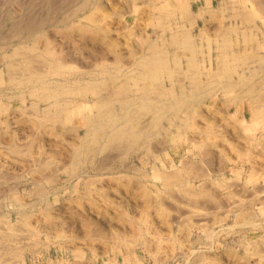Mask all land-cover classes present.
<instances>
[{
  "label": "rangeland",
  "instance_id": "rangeland-1",
  "mask_svg": "<svg viewBox=\"0 0 264 264\" xmlns=\"http://www.w3.org/2000/svg\"><path fill=\"white\" fill-rule=\"evenodd\" d=\"M111 1L112 0H0V69L6 74L5 80L7 82L6 85H3L4 94H0L2 96H0V105L4 102L9 103V105L11 104L9 107L8 105L4 106V110H0V215L3 217L0 219V230L2 229L1 231L5 233H8L10 230L9 234L12 235L10 238H3L1 235L2 232L0 231V255L6 253L4 256L2 255V257L0 256V261L3 260L0 263L5 262L7 264L8 262L11 264H22V261H20L22 255L26 258V264H264V200L262 199L264 198V173H262L264 172V152L260 151L261 149L257 151L260 146L261 148L263 146L261 144L254 145L255 147L253 149H258L254 150L256 155L252 152L253 157L251 154V158H254V162L256 163H249L250 161L247 159L249 155H245L244 152L240 153L242 157H246V169L242 179L237 181L233 170L243 168V164L229 163L225 160L226 155L232 154L233 157H236L237 154L233 150H230L229 145L223 142V136L219 131L221 130L223 132V128H229L228 130L231 131L230 133L235 132L233 136L240 137L239 141L241 140L240 142H244L245 137H242L243 133H239L242 132L240 131L241 127L236 123L231 121L230 124L223 116H218L219 114L213 116L216 117V122L213 124L215 138L212 140V144L202 145L203 141L204 143L207 142V137H204V133H206L204 130L197 125H193L192 128H181L182 130L180 129L178 131L179 128L177 129V125L183 124V120H174L173 125L169 127L171 122L166 119L168 117L166 116L158 127L159 130L155 129L153 131V137L152 134L145 137V147L135 146L127 155L125 154L126 148L124 146L114 145L111 148L112 150L109 148L93 159L94 162H92L90 158L84 157V162L81 164L79 170V176L69 180L70 175L68 173H60L61 171L58 173V161H49L48 156L54 155V150L56 151V148H59L58 150H71V146L63 143L58 137L57 132L63 130L62 128L65 124L67 127L79 125V119H75L78 121H74L75 124L77 123L76 125H73L74 122H65L61 123V125L63 124L61 127L59 124L60 122L57 121L56 123L54 120L57 116H52V118H54L53 122H45V120L42 119L40 126L36 116L33 115L34 113L30 108L32 103L30 98L26 101V105L22 104L19 99L9 98L12 94L14 95L17 93L19 89H16L17 85L10 82L11 79L7 77L10 72V68L8 67L11 62L23 64L24 59L29 56L27 53L28 51L23 57L16 56L11 58L9 56L13 54L15 48L22 42L27 41L28 44L32 45V39L41 38L43 42H40V44L42 43L41 48L43 47V50L40 48L39 53H44L46 45L48 46V43L46 44L44 40H48L47 38L50 37L55 40V45L57 47H63L65 48L64 50L71 51L75 54L77 53V56H79L78 54H86L89 52V46L86 44L92 45L93 41L91 39H82L77 33L78 30H74L75 33H73L74 31L72 30L71 32V29L68 27H72L73 24L76 25V23L81 21L84 24L87 23L86 25L92 26L93 23L89 22V19L92 18L86 20L83 16L85 17L87 14L90 15L89 13L93 12V9L95 12L97 11V17L101 15L99 18L101 17L100 19L106 20L105 23H107V25L112 24L111 28L113 31L117 32H113V34H115L114 37L118 34L115 37H118L117 39L120 37V39H123L124 35L122 37V34L127 31L121 29L125 25V23H123L125 18L131 20L128 29L131 32L134 31V33H137V31L141 33L142 30L140 29H143L146 23L150 22H148V14L145 16L146 13H144L143 7L138 10L139 12L137 11L138 13H131L133 12L131 8H133L134 3L130 0ZM137 1L138 5L141 4V6L153 5L154 3L153 0ZM200 1L194 3L195 10L205 3L204 0ZM234 1L235 0H225L229 7L234 4ZM220 2L222 1L215 0V7H217ZM98 6H102L101 9L103 10L100 11L99 8H97ZM77 7L79 9H84L82 11ZM72 8H76V11ZM103 11L104 14L108 15L104 16L102 14ZM121 11L122 13H119ZM67 12L71 13L70 16L68 13V17ZM126 12L129 13L127 14ZM130 13L132 15H129ZM71 15L73 16L71 17ZM64 17H66L67 20H65ZM114 25L117 27H114ZM61 26L63 28H61ZM64 27L65 29L68 28L66 29L68 33ZM26 29L28 30L26 31ZM60 29H62V31ZM63 29L65 31H63ZM148 30L153 37L158 35L154 33L153 26L150 25ZM31 32H37L36 36H31V34H29ZM16 34L20 36L18 37ZM159 34H161V30H159ZM26 36L28 37L25 38ZM135 36L137 37V35L134 34L132 38ZM136 39L139 40V38ZM34 54H31V56L36 57ZM6 63H8V65ZM17 73L18 75L20 74V76H16H23L22 71H18ZM237 77L236 75L235 78L237 79ZM20 88L24 87L21 86ZM4 96L7 98L5 99ZM41 106L45 108L46 104L41 102ZM214 106L218 108L215 109L219 111V109L223 110V108H226L227 104L223 102V98L219 97L214 103ZM204 107L207 108L205 105ZM41 117L42 116H39V118ZM150 117L149 119H151ZM180 117L185 118L186 116L183 115ZM239 117L242 118V116ZM201 121L202 120H200V122ZM54 122L56 124H53ZM49 123L51 125H48ZM52 125H54L55 129L50 128ZM38 127H40V129H38ZM169 129L171 132L170 134L167 131ZM83 132L84 130H81L82 134ZM177 134H181L182 136H177ZM9 143L11 145L18 143L16 146L22 150L26 147V151L20 153L21 155L12 153L9 149ZM31 143H33V145H31ZM46 143L49 145H46ZM52 146H54L55 149ZM147 146H149V148ZM151 146L154 147L152 148ZM48 148L52 150L51 152L48 150L47 153L46 150ZM137 151L142 154L139 155ZM259 152H262L263 155H261V153L259 154ZM158 155L159 158H157ZM260 158H263V160H258ZM207 159H209V161H207ZM183 162L188 164L187 173H184L182 177V179H184L182 180L183 186L173 185L166 189L161 180L152 178L153 165H157L161 171H166L171 169L174 164L176 166H181L180 164ZM222 162H224V164ZM101 164L102 166L104 164V167L107 169L101 171L103 174L99 175V171L102 169L95 168L99 167ZM210 164L212 167H209ZM253 167L255 168V173L259 177L255 175L257 179L255 177L249 182L247 179L248 173L253 172L251 171ZM196 169H199V172ZM45 170L47 174L50 171L49 173L54 175L51 174V178L54 180L58 179L59 184H54V181H50L49 178L47 179L44 175L46 173ZM258 170L260 171L257 172ZM125 173H129V178L133 180L130 179L129 181L128 178L125 180L124 178L122 179L120 175ZM195 174L198 177L199 174H203V177L201 176L199 179L198 177L194 179L193 177L196 178ZM205 174L207 175L206 177H204ZM224 177L227 180L226 182H224ZM33 178L39 180L45 186L54 188L51 190L54 193L50 195L49 192L51 191H47L48 193H44V195L39 192L33 193L32 190L35 185L32 182ZM91 178H95V180L97 178L100 179L92 181L95 182L94 186L92 184L91 187H87V181ZM186 181L190 182L188 183L191 184L190 189H193V193L196 195L186 191ZM140 182L148 188H153V184H156L161 191L159 194H151L148 199L146 196H141L140 192L135 190L137 187H134V184ZM218 182H223L225 186H217L218 184L216 185L215 183ZM204 183L211 187L213 198L210 197V195L207 196L209 199L203 198L204 196L202 194H198L200 188L197 187H201ZM179 187L181 189H179ZM88 188H90V193H87ZM103 190H106L109 195H105ZM16 191L24 197L23 202L26 204L24 209L26 213L30 214V220L28 219L25 221V219L19 215L20 206L14 199V192ZM169 191L171 193H169ZM55 192H57V194ZM214 192L217 194H214ZM89 194L94 198L92 197V199ZM215 195H219V197L216 199ZM160 196L162 198L164 197L163 201L166 205H164ZM186 196L192 197L194 200L197 198L199 199L197 201L195 200L196 202H192L194 200L191 201V199ZM213 199L215 200L213 201ZM53 201L55 202L53 203ZM161 203L163 207H167L168 209L170 215L168 214L167 216L172 220L174 219L173 222L176 223L174 227L165 223L164 215L157 210V205ZM192 203H198L199 206L201 203L202 204L200 209H196L193 207L194 205ZM126 205L129 206V214L127 217L123 215L122 211V208L126 207ZM170 205L172 207H170ZM168 207L172 209L169 210ZM24 209L21 208L22 211H24ZM190 210L192 211L191 214L188 212ZM193 210H195V213H197L198 210L199 215L197 214L196 216ZM202 213L205 214L202 215ZM146 215L149 216L150 223L148 224L151 226L148 224L145 225L142 221H139ZM254 218L255 220L253 221ZM6 219H8L9 222ZM28 221L30 225H28ZM31 221H33L34 224ZM173 222L172 225H174ZM136 226L139 227L137 228ZM99 228L103 229L102 233H99ZM12 231L14 233H12ZM137 233H142L144 238L133 241V238L130 237ZM57 235H62L63 238ZM3 241H5V244ZM27 245L29 246L27 247Z\"/></svg>",
  "mask_w": 264,
  "mask_h": 264
},
{
  "label": "bare ground",
  "instance_id": "bare-ground-1",
  "mask_svg": "<svg viewBox=\"0 0 264 264\" xmlns=\"http://www.w3.org/2000/svg\"><path fill=\"white\" fill-rule=\"evenodd\" d=\"M130 1L134 3L133 8H131V11L133 10V12L131 13H136L138 10H140L143 7L142 9H144V13H146L145 16L148 14L147 15L149 19L148 22L149 21L150 22L146 23L143 29H140L142 30L141 33L137 31L136 28L135 29L137 33L136 32L134 33V31L131 32L128 29L131 20L125 18V21L123 22L125 23V25L124 27L122 25L123 28L121 27L120 28L123 29V31L125 30L127 31H125L124 34H122V37L124 35L123 39H120L121 37L119 38L120 40L117 39L118 37L115 38L118 34L114 37L115 34H113V32L115 31H113V29L111 28L112 24L107 25V23H105L106 21L105 19L103 20L100 19L101 17L99 18V16L101 15L97 17V13H96L97 11L95 12L94 9L93 12L89 13L90 15L87 14V16L85 17L83 16V18H85L86 20L92 18L89 19V22L93 23L92 26L86 25L87 23L84 24L79 19L81 22L76 23V25L73 24L72 27H68L71 29V30L69 29L71 32L72 30L73 31L78 30L77 33L82 39H91L93 41L92 45L86 44L89 46L87 47L90 49L89 52L86 54L85 53L78 54L79 56H77V53L75 54L72 53L71 51L64 50L65 48L63 47L59 48L55 45L56 43L55 40L51 39L47 35L46 36L48 37L47 38L48 40H44V41L46 42V44L48 43V46L45 44L46 50L44 53L41 52L42 54L39 53V49L41 48V44H42V43L40 44V42H43L41 38L32 39L33 40L32 45L28 44L27 41L22 42L18 47L15 48L13 54H10L9 56L11 58L16 56L23 57L27 53L29 56L27 58L24 57L25 59L23 61V64L11 62L9 67L7 66L8 68H10V72L8 73L7 77L11 79V80L9 79L10 82H13L14 85L15 84L17 85L16 89H19L17 93L14 92L15 94L14 95L12 94V96H10L9 98L19 99L22 102V104L25 105H26V101L30 98L32 100L30 108L34 113L33 115L36 116L40 126H41L40 122L42 121V119H44L45 122L46 121L53 122L55 120L56 123L57 121L60 122L59 123L60 125L61 123H65V122L68 123H72L74 121L78 122L76 121L77 120L76 118L79 119V125L67 127L65 124L64 127L62 128L63 130L57 132L58 137L61 139V141L71 146L72 152L71 150H65V149L58 150L59 148L58 149L56 148L55 151L54 146H52L54 148L53 149L54 155L48 156L49 161L50 160L58 161L57 162L58 173L60 171H61L60 173H68L70 175L69 180H72L75 177L79 176L80 174L79 170L81 164L84 162L83 159L84 157L90 158L92 162H94L93 159L98 157L99 154H102V152L104 153L105 150L109 148L111 149L114 145L121 147L124 146L126 148L125 154L127 155L128 152L131 151L135 146L145 147L144 146L145 137L149 136L150 134H152L153 137V131L155 129L159 130L158 127L160 126L161 122H163L162 121L163 118H166V116H168L166 119H168L171 122L169 124V127L170 125H173L174 120L177 119L183 120V124L177 125V129L179 128L178 131L181 128L188 129V128H192L193 125H197L199 128H201L206 132L203 133L205 135L204 137H207L206 138L207 142L204 143L203 141L202 145L203 144L208 145L215 138L213 124H215L214 122H216L215 121L216 117L213 116H217V114H219L218 116H223L225 119H227V121L230 122V124L232 121L237 125H239V127H241V130L240 129L239 130L242 131L239 133H243L242 137H245L244 138L245 141L240 142L241 141V140L239 141L240 137L238 138L237 136L236 137L233 136L235 132L230 133L231 131L228 130L229 128L225 129L221 126L223 128V132L219 130L221 135L223 136L222 138V140L224 139L223 142L226 145H229L230 150H233L237 154L236 157H233L232 154L226 155L225 160L229 163L232 162L234 164H238V163L243 164V168L241 169L238 168L233 170L234 176L236 177L237 181H239L240 179H242L243 174H245V169H246L245 168L246 157L245 158L242 157L240 153L244 152L245 155L246 154L249 155V157L247 158L250 161V162L248 161L249 163H256L254 162V158H251L252 152L258 149V148L253 149L255 147L254 145L261 144L263 147L261 148L260 146V148L257 151L261 149L260 151L264 152V0H235L233 2L234 4H232L231 7L228 6L225 0H221L222 2H220L217 7H215V0H204L205 3L202 6H200L198 11L194 10V3L200 0H153L154 2L153 5H148V6L145 5L141 6V4L138 5L137 0H133V1L130 0ZM111 2H113V0ZM99 6L97 8H99V10L102 11L103 10L101 9L102 6L101 7ZM83 9H79V10L83 11ZM74 10L76 11V8ZM68 13L69 12H67V17H68ZM119 13H122V11ZM131 13L129 15H132ZM70 14L71 13H69V16ZM102 14L104 16L108 15V14H104V11ZM72 16L73 15H71V17ZM64 19L67 20L66 17H64ZM200 19H204V20L208 19L209 21L205 24L206 25L205 28L203 27L204 29H202L201 32H199L200 35L195 36L193 29L195 28L196 25H199L198 21ZM213 20H216V22L217 21L218 22L212 24L213 22H215ZM150 25L153 26L154 33L158 34L155 35L156 37H153L151 33H149L148 28ZM114 27L117 26L114 25ZM61 28L63 27L61 26ZM64 29L63 31L66 30ZM27 30L28 29H26V31ZM60 30L62 31V29ZM159 30H161V34H159ZM67 31L68 30H66V32ZM75 31L73 33H75ZM29 34H31V36L33 35L36 36L37 32L36 33L31 32ZM134 34L137 35V37L135 36L134 38H132ZM28 36H26L25 38H27ZM136 38H139V40ZM200 43H201L200 45L201 48L197 46ZM198 49H201V51H203L200 54L202 55L203 53L206 54L204 55V58H202V61L200 60V58L198 59V54L200 52V50L198 51ZM31 54H34L36 57L31 56ZM171 54H173V57ZM182 61H185L187 67L186 70L182 69L184 68ZM8 63L6 64L8 65ZM201 66L205 70H202V68H200ZM18 71L23 72L22 77H18L20 76V74L18 75L17 73ZM236 75L238 76L237 79L235 78ZM5 78H6V74L4 73L3 70L0 69L1 95L4 94L3 85H6L7 83ZM21 86L24 88H20ZM7 97H5V99ZM219 97L223 98V102L226 103L227 106L226 108L222 107L223 110L219 109L218 111L216 110L218 108L214 106V103L218 100ZM41 102L46 104L45 108H42ZM6 105H8L9 107L11 104L9 105V103H5V102L2 103L0 105V110H4L5 109L4 106ZM204 105L207 108H205ZM183 115H185L186 117L185 118L180 117ZM39 116L42 117L39 118ZM52 116H57V118L54 119L52 118ZM239 116H242V118H240ZM149 117L151 119H149ZM200 120H202L203 123L202 121L200 122ZM75 122L73 123V125L75 124ZM56 123L54 122L53 124ZM48 125L51 124L49 123ZM50 128H54V125H52ZM38 129H40V127H38ZM81 130H84L83 134L81 133ZM167 131L169 132V134L171 133L170 129ZM177 136H182V135L177 134ZM33 143H31V145H33ZM49 143L52 144L51 142ZM16 144L9 145L10 152L15 153L17 155H21L20 153L26 151L25 150L26 147H24L25 149L22 150L21 148L17 147ZM47 144L48 143H46V145ZM149 146L147 147L149 148ZM154 146L151 147L153 148ZM48 150L49 148L46 150L47 153ZM51 150L52 149L50 148L49 151L51 152ZM140 152H138L139 155L142 154ZM262 152H259V154L261 153V155H263ZM253 154L256 155L255 152ZM157 158H159V155ZM258 160H263V158L262 159L260 158ZM207 161H209V159H207ZM222 163L224 164V162ZM180 165L181 166H176L174 164L171 169H168L166 171H161L159 170V167L157 165H153L152 178L156 180H161L166 189L172 187L173 185H182L183 183L182 180H184L182 179V177L184 173H187L188 164L186 162H183ZM209 167H212V165L210 164ZM98 168L102 169L99 171L100 172L99 175L103 174L101 173V171L107 169L106 167H104V164L103 166L101 164L99 167L95 169ZM196 170H198L199 172V169ZM251 171L253 172H249L247 178L249 182L257 176L254 167L252 168ZM259 171L260 170H258L257 172ZM49 172L47 174L46 171V173L44 174L45 177H47V179L49 178L50 181H54V184H59V180L58 179L54 180L53 178H51L53 174ZM202 175L199 174V177H201ZM206 176L207 175L205 174L204 177ZM120 177L122 179L124 178V180L128 178L129 181L131 179L129 178L130 177L129 173L120 175ZM197 177L198 176H196V178L195 177L193 178L197 179ZM97 179L96 180L95 178L89 179V181H87V187H91L92 184L94 186L95 182L92 181L94 180L97 181ZM226 181L227 180L225 178L224 182ZM32 182L33 184H35L32 190L33 193L39 192L44 195V193L45 194L48 193L47 191H51L54 189L52 187L45 186L42 182H40L35 178H33ZM188 183L190 182L185 183L186 185L184 184L186 186V191L188 193L194 194L193 189H190L191 184ZM215 184L216 185L218 184L217 186L220 185L225 186L223 182H218ZM134 185H135L134 187H137V189L135 190H137V192H140L141 196L142 195L146 196L148 199L150 198L151 194L154 193L159 194L161 191L156 184H153V188H148L146 185L142 184L141 182L136 183ZM197 188H200L198 190L199 191L198 194H202L204 196L203 198L209 199L207 197L209 195L210 197L213 198L212 196L213 192L211 193V187H209L206 183H204L201 187L198 186ZM179 189L181 188L179 187ZM90 192H91L90 188H88L87 193ZM103 192L105 195L107 196L109 195V193L106 192V190H103ZM53 193L54 192L51 191L49 192V195ZM55 193L57 194V192ZM169 193L171 192L169 191ZM215 193L216 192H214V194ZM89 196L91 197L90 194ZM189 196L186 197L190 198ZM215 196L216 199L219 197V195L218 196L215 195ZM192 197L190 198L191 201L194 200L192 199ZM163 198L162 201L164 200ZM14 199L18 202L20 206L19 215L23 219H25V221H27L29 219L30 214L25 212L24 206L26 204L23 202L24 197L19 192L16 191L14 192ZM198 199L199 198L195 200L197 201ZM262 199L264 200V198ZM195 200L192 202H196ZM214 200L215 199H213V201ZM54 202L55 201H53V203ZM192 204L194 205L192 206L195 207L196 209L197 208L200 209L202 203L200 204V206L198 203H192ZM164 205H166V203H164ZM170 207L172 206L170 205ZM21 208H23L24 211H22ZM170 209L172 208H169V210ZM157 210L161 212L162 215H164L165 223H167L169 226H173V227L175 226L176 223L173 222L174 219L172 220L169 216H167L169 214L167 207L166 208L163 207L161 203L157 205ZM191 210L188 211L190 212V214L192 212ZM195 210H193L194 213ZM122 211H123V215L127 217V215L129 214V206L126 205V207H123ZM198 213L199 212L197 210V213H195V215L197 216ZM204 214L202 213V215ZM1 218L3 217L0 215V219ZM6 220L8 221V219ZM254 220L255 218L253 219V221ZM139 221H142V223L145 225L150 223L148 215H146L143 219ZM31 222L34 224L33 221ZM172 222L174 223V225H172ZM28 225H30V223ZM13 231L12 233H14ZM147 231L150 232L149 230ZM102 232L103 229L99 228V233ZM9 233L10 230L8 231V233L2 232L1 235L3 236V238H10V236L12 235H10ZM57 236L63 238L62 235H57ZM130 238H133L134 241L138 239L141 240L144 238V236H142V233L141 234L137 233L131 236ZM5 241H3L4 244ZM28 246L29 245H27V247ZM2 255L0 256L2 257ZM20 259H21L20 261H22V264H26V258H24V256L21 255ZM0 264H6V263L4 262ZM7 264H11V263L7 262ZM138 264H142V263H138Z\"/></svg>",
  "mask_w": 264,
  "mask_h": 264
},
{
  "label": "crops",
  "instance_id": "crops-1",
  "mask_svg": "<svg viewBox=\"0 0 264 264\" xmlns=\"http://www.w3.org/2000/svg\"><path fill=\"white\" fill-rule=\"evenodd\" d=\"M200 8V6L197 8V10H195V11H198V9ZM204 21V22H203ZM209 20L207 19V20H204V19H200L199 21H198V24L199 25H196L195 26V28L193 29V31H194V34H195V36H198V35H200V33L199 32H201V30L202 29H204L205 28V24L208 22ZM213 21H215V22H213L212 24H215V23H217L216 22V20H213ZM217 25V24H216ZM204 27V28H203ZM200 45H201V43L200 44H198L197 46L198 47H200ZM201 48V47H200ZM200 50V52H199V54H198V59L200 58V60L202 61V58H204V55H206V54H204L203 53V55L202 54H200L201 52H203V51H201V49H198V51ZM172 55V57H173V54H171ZM183 62V67L184 68H182L183 70H186L187 69V67H186V64H185V61H182ZM200 68H202V70H205V69H203V67L201 66ZM168 83V82H167Z\"/></svg>",
  "mask_w": 264,
  "mask_h": 264
}]
</instances>
